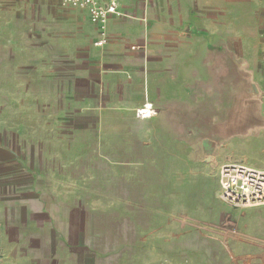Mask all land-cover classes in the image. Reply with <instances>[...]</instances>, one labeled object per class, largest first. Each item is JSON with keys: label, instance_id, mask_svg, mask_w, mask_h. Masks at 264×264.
Wrapping results in <instances>:
<instances>
[{"label": "crops", "instance_id": "1", "mask_svg": "<svg viewBox=\"0 0 264 264\" xmlns=\"http://www.w3.org/2000/svg\"><path fill=\"white\" fill-rule=\"evenodd\" d=\"M118 1L123 14L110 18L108 42L96 47L94 41L88 59L73 66V122L41 109L40 130L70 125L131 131L133 122L137 142H185L219 167L243 162L264 168L260 62L224 43L247 32L244 0ZM148 99L158 113L140 119L136 109ZM14 145L0 142V264H82L87 254L81 246L79 177L61 180ZM171 175L198 179L190 185L202 192L200 203L218 208V170ZM227 207L233 258L237 264H264V204Z\"/></svg>", "mask_w": 264, "mask_h": 264}, {"label": "rangeland", "instance_id": "2", "mask_svg": "<svg viewBox=\"0 0 264 264\" xmlns=\"http://www.w3.org/2000/svg\"><path fill=\"white\" fill-rule=\"evenodd\" d=\"M244 3L247 32L224 43L259 64L264 5ZM97 37L83 11L57 0H0V142H13L61 180L79 177L82 264H237L228 205L201 204L198 179L171 175L217 172L195 148L137 142L133 122L131 131L40 130L41 109L73 122V66L88 59Z\"/></svg>", "mask_w": 264, "mask_h": 264}, {"label": "built area", "instance_id": "3", "mask_svg": "<svg viewBox=\"0 0 264 264\" xmlns=\"http://www.w3.org/2000/svg\"><path fill=\"white\" fill-rule=\"evenodd\" d=\"M60 2L64 7L87 11L90 21L98 27L99 37L94 42L96 47L104 46L109 40L110 18L123 14L118 0H60ZM260 69L264 88V36L260 47ZM157 113L155 102L149 99L136 109V116L140 119L151 118ZM218 180L220 198L228 206L238 208L264 204V168L243 162L225 163L218 168Z\"/></svg>", "mask_w": 264, "mask_h": 264}, {"label": "water", "instance_id": "4", "mask_svg": "<svg viewBox=\"0 0 264 264\" xmlns=\"http://www.w3.org/2000/svg\"><path fill=\"white\" fill-rule=\"evenodd\" d=\"M209 160H211L212 159V157L211 156H209V158H208Z\"/></svg>", "mask_w": 264, "mask_h": 264}]
</instances>
